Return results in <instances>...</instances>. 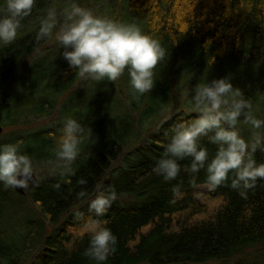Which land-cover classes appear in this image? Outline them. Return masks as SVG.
<instances>
[{"label":"trees","instance_id":"obj_1","mask_svg":"<svg viewBox=\"0 0 264 264\" xmlns=\"http://www.w3.org/2000/svg\"><path fill=\"white\" fill-rule=\"evenodd\" d=\"M81 2L90 3L85 7L102 5L104 17L114 21L137 24L161 42L167 56L155 69L154 87L137 93L138 99L126 69L114 82L96 81L91 89L72 91L61 101L59 114L76 116L85 128L80 154L71 165L75 174L61 175L60 168L24 193L0 183V264H97L84 254L90 235L76 233L89 219L106 222L117 238L115 252L101 264H197L232 258H237L235 264H264V180L258 179L244 199L231 187L233 173L212 189L205 169L187 170L190 158L179 161L181 171L174 180L165 181L154 171L175 125L199 117L192 102L199 83L228 79L250 105L254 101L256 111L249 110L264 121V0H35L31 14L20 21L17 35L22 34L9 45L0 44L1 127L50 114L62 93L79 79L62 47L29 62L16 79L38 75L42 84L43 93L34 92L36 84L27 86L24 109L14 107L12 92L4 87L19 72L20 61L43 41L36 37L48 12L55 10L57 22H62L65 10ZM5 7L6 0H0V10ZM120 82L127 106L118 103L113 121L98 123L96 118L109 101L102 100L103 93L117 90ZM50 90L54 93L47 94ZM64 121L2 133L0 145L19 144L32 164H52L58 160L54 150ZM238 124L240 135L250 141L254 130L243 116ZM142 129L143 138H137ZM255 131L264 136V127ZM198 143L207 149L210 161L218 145L206 136ZM253 159L264 163V152L257 150ZM81 179L86 183L80 184ZM200 185L208 186V191L199 190ZM82 190L86 195L78 197ZM109 190L116 193V200L104 216L96 217L89 212L90 201ZM24 197L36 213L16 218L15 209ZM206 198L218 201L210 213ZM76 211L84 214L83 219H76ZM3 218L11 222L4 225Z\"/></svg>","mask_w":264,"mask_h":264},{"label":"clouds","instance_id":"obj_2","mask_svg":"<svg viewBox=\"0 0 264 264\" xmlns=\"http://www.w3.org/2000/svg\"><path fill=\"white\" fill-rule=\"evenodd\" d=\"M34 5L35 0H6V7L0 10V44L6 46L16 39L21 19L31 14ZM56 24V12L50 10L41 22L36 39L51 37ZM56 39L65 49L63 57L81 78L114 82L127 69L136 99L137 93H149L154 87L155 69L167 56L161 42L143 33L137 24L101 17L74 3L65 10L64 22ZM192 102L200 113L199 117L175 125L174 134L154 171L165 181L174 180L181 171L179 161L190 158L187 170L196 173L205 169L207 184L212 189L224 184L229 173H233L231 187L247 199V191L255 188L258 179L264 180V163L258 164L253 159L257 150L264 152V136L255 131L264 127V121L252 115L249 101L225 78L199 83ZM241 116L244 123L254 130L250 141H246L237 129ZM84 133L85 128L77 119L69 117L64 121L54 150L57 159L63 162L61 175L75 174L71 165L80 154ZM204 136L218 145L210 161L207 149L198 143ZM88 138L91 144L95 143L91 129ZM33 180L32 160L21 153L19 144L0 145V183L4 188L27 189ZM79 183L86 181L81 179ZM54 186L59 188L60 183ZM174 192H178V188H174ZM77 195L84 197L86 192L82 190ZM115 200L114 191H100L90 201L89 212L102 217ZM74 215L78 220L84 216L80 211ZM105 223L89 219L84 226V232L90 235L89 247L84 254L97 264L115 252L117 243V238Z\"/></svg>","mask_w":264,"mask_h":264},{"label":"rangeland","instance_id":"obj_3","mask_svg":"<svg viewBox=\"0 0 264 264\" xmlns=\"http://www.w3.org/2000/svg\"><path fill=\"white\" fill-rule=\"evenodd\" d=\"M88 2H81L80 7L85 8V9H90L95 15L104 17L105 13H106V9L103 8L102 5L99 6H90L87 5L85 7V4ZM98 3V2H97ZM90 4V3H88ZM64 22V18H62V22L61 20L57 22L56 27L53 29V34L51 37H46L43 38V41L41 43L38 44L37 47H35V50L33 51L31 56H28L26 58H23L22 61H20V65H19V72L16 73L15 77L13 78V80L10 82H7L5 84V89L7 91H11L12 92V104H14V107L17 108L18 110H22L24 109V105H23V99H22V95L24 93V91L26 90L27 86L30 84H33L35 86V88L33 87L34 92L36 93H43L42 92V84L39 82L38 80V75H34V78H29L28 80H24V81H20V80H16L20 75H22L24 72L27 71V68L29 66V62H31L32 60L41 57L42 55L46 54V53H56L60 50V48H62L63 46H60L57 39H56V34L59 32L61 25ZM22 33L19 32L17 37L20 36ZM96 81L90 79V78H81L79 77V79L72 85L70 86L65 93L63 92L62 95L59 97L58 101L55 102L54 106L52 107V111L50 114L46 115V116H42L39 118H36L33 121H27L23 124H21L20 122H15V124L9 126H4L1 127L0 130V134H4L7 133L9 131L12 130H25V129H32L35 127H42V126H50L52 124H54L55 122L61 120V119H67L70 117V115L67 114H59V109L61 107L62 104V100L64 101L65 99H67L68 97L71 96L72 91L75 94H78L79 92L77 90H85V89H91L92 87H94ZM123 82H120V86L117 90H113L111 93H107L108 91L115 89L112 88L110 90H107V92L105 91L103 93L102 96H104L102 98L103 99H107L109 100L107 103H105L103 105L104 109L103 112L99 115V117L96 118L97 122L103 124V125H108L109 123H111L113 120L111 119L112 116L115 113V108H118V106L120 105H125L127 106V93L125 92V88H124V84H122ZM85 88V89H84ZM47 94L50 93H54V91L50 90L48 92H46ZM39 96V95H38ZM41 96V95H40ZM38 100V99H36ZM50 101V99H49ZM120 103V105L118 104ZM53 104L52 102L49 103V107H51ZM251 109L255 112L256 111V106L254 101H251ZM79 116V115H78ZM76 118V116L74 117ZM242 125L237 126V128H241ZM145 130H148V126L144 127ZM145 133V131L142 129L140 131V135H137V138H143V134ZM251 138V137H250ZM136 142V138L131 141L129 143L128 146H130L131 144ZM62 164L63 162L60 160L55 161L52 164H48V165H36L33 164V169H34V173L37 176L38 179V183H41L44 180L50 179L52 178L59 170L60 168H62ZM199 190L206 192L208 191V186L206 185H200ZM203 199V198H202ZM206 201V203L208 204L207 206V210L210 213V211H213L214 209V205L218 204V201H214L215 199H209L206 198L204 199ZM14 201H18V199L14 200ZM20 204L18 208L15 209V217L16 218H23L26 216H29L28 214H35L36 210L35 208L32 206V204L30 203V201L27 199V197H24L22 202H18ZM86 204H83V206ZM213 205V206H212ZM27 214H26V213ZM6 222L4 225H6L7 222H11L10 220H8V218H3ZM3 221V220H2ZM50 227L46 228V233L49 232ZM84 232V227L79 228L76 230V233H81ZM237 258H232L226 261H211V262H205V263H197V264H235ZM141 264H147V263H141Z\"/></svg>","mask_w":264,"mask_h":264},{"label":"water","instance_id":"obj_4","mask_svg":"<svg viewBox=\"0 0 264 264\" xmlns=\"http://www.w3.org/2000/svg\"><path fill=\"white\" fill-rule=\"evenodd\" d=\"M0 130H1V127H0ZM38 182V179H37V176L35 175V173H34V180H33V182L32 183H30V185H29V189L30 188H32V187H34L35 185H36V183ZM16 192H18V193H24L25 192V189H23V188H19V187H17V188H13Z\"/></svg>","mask_w":264,"mask_h":264}]
</instances>
